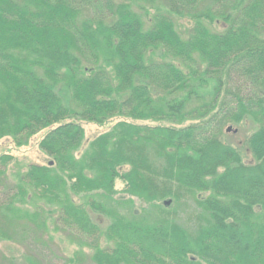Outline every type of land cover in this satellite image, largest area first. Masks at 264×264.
<instances>
[{"label": "trees", "instance_id": "1", "mask_svg": "<svg viewBox=\"0 0 264 264\" xmlns=\"http://www.w3.org/2000/svg\"><path fill=\"white\" fill-rule=\"evenodd\" d=\"M187 16L183 38L174 19ZM219 21L220 32L206 23ZM120 118L131 122L76 156V121ZM246 122L250 164L223 140ZM54 124L39 145L49 163L14 185L13 157H0V240L39 245L52 228L92 250L91 264H264V0H0V141L26 146ZM118 180L128 198L115 199ZM191 198L192 230L172 210Z\"/></svg>", "mask_w": 264, "mask_h": 264}, {"label": "rangeland", "instance_id": "2", "mask_svg": "<svg viewBox=\"0 0 264 264\" xmlns=\"http://www.w3.org/2000/svg\"><path fill=\"white\" fill-rule=\"evenodd\" d=\"M117 2H122L124 0H116ZM143 6H147L144 2H140V7H135L136 12L144 17L145 20H148L149 16H152L155 12L151 8H147L145 10H141ZM210 3H205L199 6L200 11H206L209 7ZM163 6V5H162ZM147 10V11H146ZM176 28L178 32L181 34L183 38H187L190 29L194 25V21L189 17H175ZM207 25L215 32H220L225 28V24L223 22H217L215 24ZM178 65H180L178 63ZM86 67H90L85 65ZM211 87H208L206 90H210ZM60 94L63 98V101L66 105H70L71 95L66 89H61ZM121 121H128L123 118L120 119H112L107 121L102 125L92 124L87 122H79L85 131V140L82 149L76 154L79 158L82 153L87 149L90 142L99 137L102 134L109 132L115 124ZM136 123V122H135ZM143 125L154 126L157 124L167 125V126H175L170 123H155L152 124L150 122L140 123ZM190 125V123H186L182 125L185 127ZM178 126V125H177ZM58 127V124H54L49 128H46L39 132L36 136L29 140L26 146L18 147L13 139L5 138L0 141V157L4 155L12 156L13 161L9 164L7 168V176L9 182L14 185L17 182V176L19 174H23L30 165H40L45 166L49 163L50 158L40 149V142L45 138V136L53 129ZM255 125L251 122H246L245 124L233 128V131L238 130L236 134L232 131L228 133L223 140L227 144H231L235 147H240L243 160L245 164H250L254 162V158L248 152L247 146L245 145L247 138L253 133L255 130ZM116 189L118 190V195L115 196V199L128 198V196L123 192L124 184L121 181H117ZM83 198H75L77 203H82ZM127 200V199H126ZM135 209L140 211L146 205H142L138 200L133 199ZM26 208H31L25 205ZM171 209V208H170ZM173 212H177L178 218L177 221L181 224L182 227L187 229H191L193 227V223L195 218L198 216L200 210L197 207L194 199H187L183 202H179L172 205ZM90 215L95 223H99L103 231L110 225V220L107 218L90 212ZM52 226H50L51 228ZM44 241L39 245L28 243L27 247L24 245L13 243L9 241L0 240V260L1 259H14L15 264H27V258L33 257L39 259L41 262L47 264H65L66 261L70 258H73L75 253L82 252L83 257H85V264H91L90 258L93 255V251L87 248L81 249L77 245L69 242L67 236L62 233H53L52 228L50 230V234L43 237ZM100 245L103 248H110L113 245L108 243L105 238H100Z\"/></svg>", "mask_w": 264, "mask_h": 264}, {"label": "water", "instance_id": "3", "mask_svg": "<svg viewBox=\"0 0 264 264\" xmlns=\"http://www.w3.org/2000/svg\"><path fill=\"white\" fill-rule=\"evenodd\" d=\"M232 131H233V130H232V128H231V127L227 129V132H228V133H230V132H232ZM234 133L236 134V133H237V131H234Z\"/></svg>", "mask_w": 264, "mask_h": 264}]
</instances>
